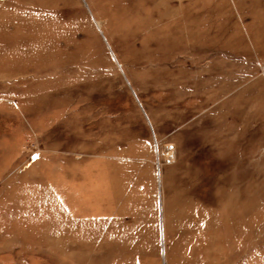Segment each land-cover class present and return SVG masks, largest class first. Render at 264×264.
Here are the masks:
<instances>
[{"label":"rangeland","instance_id":"1","mask_svg":"<svg viewBox=\"0 0 264 264\" xmlns=\"http://www.w3.org/2000/svg\"><path fill=\"white\" fill-rule=\"evenodd\" d=\"M0 264H264V0H0Z\"/></svg>","mask_w":264,"mask_h":264}]
</instances>
